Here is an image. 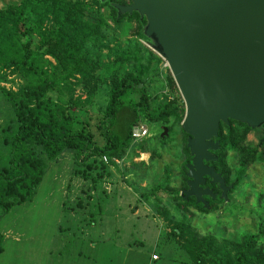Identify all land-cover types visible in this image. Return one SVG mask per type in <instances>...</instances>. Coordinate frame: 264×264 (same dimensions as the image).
Listing matches in <instances>:
<instances>
[{
	"label": "trees",
	"instance_id": "1",
	"mask_svg": "<svg viewBox=\"0 0 264 264\" xmlns=\"http://www.w3.org/2000/svg\"><path fill=\"white\" fill-rule=\"evenodd\" d=\"M92 1L21 0L0 8V69H12L26 80L20 92H5L14 106L15 119L4 129L6 153L0 152V217L15 205L32 200L43 179L47 160L56 159L65 150L73 151L78 164L85 165L89 171L95 170L97 176L93 181L98 183L104 174H109L103 156L111 163L114 158L126 156L133 143L134 126L143 121H162L173 128L183 118V107L150 90L152 71L157 70L161 57L137 40H128L122 46L103 20L101 11L109 6L116 30L122 29L125 19L136 20L134 35L152 43L144 34L145 17L137 11L118 14L114 3L125 4L130 0ZM114 42L116 45L111 46ZM103 49H108L113 60L103 62ZM103 72L110 78V90L99 125L104 144L99 145L90 132L75 128V119L69 110L92 102ZM170 80L174 85L173 78ZM79 85L86 90L84 105L80 98L69 97L63 101L59 97L54 101L47 95L52 89L67 87L73 91ZM180 130L184 134L186 162H190L188 134ZM250 130V126L235 120L229 125L221 123L215 138L221 144L215 152L219 160L207 163L227 168L226 149L239 148ZM258 148L247 153L252 160L258 156L264 160L258 155ZM186 162L180 187H172L164 180L153 186L149 194L142 193L145 199L158 198L159 192L166 189L177 200V206H182L177 212L178 218L169 220L168 234L179 241L185 264H264V221L256 232L236 240L211 231L201 233L186 216L191 208L210 213L216 204L208 198L207 207L192 197L186 200L180 195L187 187ZM162 213L168 218L166 210ZM3 241L0 232V253ZM156 262L161 264L163 256Z\"/></svg>",
	"mask_w": 264,
	"mask_h": 264
},
{
	"label": "rangeland",
	"instance_id": "2",
	"mask_svg": "<svg viewBox=\"0 0 264 264\" xmlns=\"http://www.w3.org/2000/svg\"><path fill=\"white\" fill-rule=\"evenodd\" d=\"M20 1L0 0V8ZM130 3L131 0L125 4ZM101 16L122 46L128 40H137L155 52L152 43L134 35L136 20L125 19L122 29L116 30L108 5L102 9ZM115 45L116 42L111 43ZM102 52L103 62L113 60L108 49ZM161 59L157 70L152 71L150 90L183 107V120L185 102L167 62ZM25 84L26 80L17 72L0 69V152L6 153L4 129L15 119L14 106L5 92L18 93ZM109 90L110 78L103 72L88 104L84 105L86 90L81 85L73 91L67 87L52 89L47 95L54 101L59 97L63 101L69 97L80 98L84 106L69 110L75 119L74 126L90 132L94 141L102 145L104 138L99 125L108 104ZM182 120L173 128L162 121L141 122L149 135L133 140L123 158H114V163L108 158L105 164L109 174H104L98 183L93 181L97 172L78 164L73 151L65 150L56 159L47 160L43 179L32 200L15 205L0 217V232L4 237L0 264H158L156 261L161 256V264H185L179 241L168 234L169 220L178 218L177 212L182 206H177V200L166 189L159 192L158 198L145 199L142 195L149 194L153 186L164 180L172 187L182 185L183 165L188 158L183 152ZM165 127L168 134L162 136ZM261 138V131L252 130L239 148L226 149L227 168H221L233 184L227 201L217 200L210 213L196 208L186 212L201 233L211 231L238 240L259 229L260 222L264 221V160L259 156L252 160L247 153L258 146V155L264 157L259 144ZM191 162L192 159L186 163ZM161 210L168 212V218Z\"/></svg>",
	"mask_w": 264,
	"mask_h": 264
},
{
	"label": "water",
	"instance_id": "3",
	"mask_svg": "<svg viewBox=\"0 0 264 264\" xmlns=\"http://www.w3.org/2000/svg\"><path fill=\"white\" fill-rule=\"evenodd\" d=\"M114 6L119 15L137 11L145 17L144 34L170 68L185 102L182 128L192 155L184 197L209 207L203 196L214 194L202 187L206 176L219 183L224 197L230 188L206 163L218 160L221 123L264 125V0H131ZM167 134L165 127L162 136Z\"/></svg>",
	"mask_w": 264,
	"mask_h": 264
},
{
	"label": "flooded vegetation",
	"instance_id": "4",
	"mask_svg": "<svg viewBox=\"0 0 264 264\" xmlns=\"http://www.w3.org/2000/svg\"><path fill=\"white\" fill-rule=\"evenodd\" d=\"M252 130L254 131V130H258V131H261L262 132V138H261V141L259 142V144L263 147V151H264V142H262V139L264 138V125L263 126H261V127H259V128H252ZM252 130H250V131H252ZM216 141H219V140H216ZM220 142V141H219ZM220 148H221V144H220ZM219 148V149H220ZM218 149V150H219ZM217 150V151H218ZM216 152V151H215ZM216 154V153H215ZM218 156V155H217ZM218 160H219V156H218ZM217 160V161H218ZM217 161H215V162H217ZM207 163V162H206ZM207 164H209V165H213V164H210V163H207ZM214 167H215V169L219 172V173H221V175L224 177V179H225V181H226V186H228V187H230L229 188V190H228V192H227V197H224L223 196V192H222V189L220 188V185H219V183H212L211 182V179L208 177V176H206V184L205 185H202V187L203 188H206V187H209L210 189H212V191H213V194L214 195H204L203 196V198L206 200V201H208V198H210V199H212V200H215V201H217V200H219V199H223L224 201H227L228 200V194L231 192V190L233 189V184L230 182V180H229V177H228V175H227V173L226 174H224V172H223V170H222V168H217L215 165H213ZM188 179H189V177H188ZM188 179L186 180V183H187V181H188ZM208 182L210 183V184H208ZM186 189H188V184H187V187L185 188V189H183V192H184V190H186ZM183 195H184V193H182ZM194 198L195 199V201H196V197L195 196H189L186 200H189L190 198ZM197 202V201H196ZM200 203H202V202H200Z\"/></svg>",
	"mask_w": 264,
	"mask_h": 264
},
{
	"label": "built area",
	"instance_id": "5",
	"mask_svg": "<svg viewBox=\"0 0 264 264\" xmlns=\"http://www.w3.org/2000/svg\"><path fill=\"white\" fill-rule=\"evenodd\" d=\"M148 135H149V130L143 124L136 125L132 129V137L134 141L142 140ZM103 160L106 163H108L109 161L107 156H103ZM154 257L157 258V256H154Z\"/></svg>",
	"mask_w": 264,
	"mask_h": 264
}]
</instances>
